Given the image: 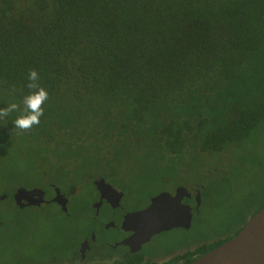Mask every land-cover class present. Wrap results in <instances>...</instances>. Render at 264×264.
Listing matches in <instances>:
<instances>
[{"label":"trees","instance_id":"trees-1","mask_svg":"<svg viewBox=\"0 0 264 264\" xmlns=\"http://www.w3.org/2000/svg\"><path fill=\"white\" fill-rule=\"evenodd\" d=\"M252 64L264 69V0H0V107L21 102L30 69L49 94L40 124L21 135L56 137L63 147L70 140L66 157L80 134L100 149L95 161L136 163L143 179L157 183L165 161L190 146L223 152L264 123V87L259 101L230 119L209 114L213 96L236 87ZM9 85L19 91L9 95ZM192 92L203 97L199 107ZM88 101L115 108L116 121L87 119L77 110ZM18 115L6 118L12 131ZM137 182L143 196L152 194Z\"/></svg>","mask_w":264,"mask_h":264},{"label":"rangeland","instance_id":"rangeland-1","mask_svg":"<svg viewBox=\"0 0 264 264\" xmlns=\"http://www.w3.org/2000/svg\"><path fill=\"white\" fill-rule=\"evenodd\" d=\"M263 87L264 69L252 64L244 77L237 81L236 87H231L228 93L223 87L219 94L213 96L216 106L210 110V116L213 119L218 115L220 119H230L240 107L259 101L258 98L263 96V92L260 96ZM225 93L226 97L220 100L219 96ZM192 97V104L199 107L202 95L192 92ZM101 105L88 101L77 111L87 119L115 120L117 110L109 108L105 111ZM165 111L164 107L163 116ZM2 121L0 129H3L6 140H0V194L9 188H19L25 191L38 189L47 195L50 194L49 185H52L53 192L57 188L60 195L70 193L73 201L71 213L79 214L88 209L86 202L94 195L91 179L101 178L121 189L127 195L123 204L124 210L128 211L142 203L143 194L139 189L138 178L149 193L164 190L174 192L175 187L180 185L189 191L194 210H197L193 214L190 229L185 231L180 228V233L192 238H200L210 232L233 231L250 211L264 202V123L254 135L223 152L201 154L192 150L193 145L190 146L185 155L171 162L165 161L168 163L163 166L160 177L167 183L164 180L157 183L156 177L143 179L136 163L130 166L112 160L95 161L97 154L101 153L100 149L85 145L79 133V147L68 151L64 157L61 151L64 147L69 148L72 141L64 142L63 147V141L59 142L56 137L50 141L47 135H32L25 139L20 132H15L14 128L13 132L5 124L7 119ZM116 125L118 131L120 127L117 122ZM52 142L58 144L60 149L57 150ZM1 223L0 264H16L19 259L30 261L33 253L39 252V247H48L49 239H64L70 235L67 232L71 229L68 219L54 207L19 209L11 199L0 201ZM181 237L177 232L168 233L156 242L159 241L162 249L168 251L169 246L181 242Z\"/></svg>","mask_w":264,"mask_h":264},{"label":"flooded vegetation","instance_id":"flooded-vegetation-1","mask_svg":"<svg viewBox=\"0 0 264 264\" xmlns=\"http://www.w3.org/2000/svg\"><path fill=\"white\" fill-rule=\"evenodd\" d=\"M99 180H102L103 185L107 186L111 191H104L102 194L101 191H97L95 184ZM90 181H92L94 195L89 202H86L88 209L83 211V213H71L73 201L70 198V193L67 192L61 194L67 200L65 211H63L60 205L52 203L51 199L54 196V187L52 185H49L48 188L50 194L45 195L41 192L43 201L39 206H24L23 208H19L54 207L56 211L62 213L68 219L71 229L67 232L70 235L65 236L64 239L57 237L49 239L47 241L48 247H39V252H34L31 256L32 260L19 259L16 264H189L214 249L210 248L212 244L218 241L223 242L239 228L238 226L233 231L227 230L222 233L210 232L202 235L200 238H192L180 233L181 227H173L168 231L150 236L142 243L139 242L140 237L138 234L136 235L133 230L128 228V221L133 217V214L142 211L149 205L150 198L158 193L168 191L172 195L173 192L171 190H164L152 193L148 197L143 196L141 205L128 211L124 210L123 204L127 195L121 189L117 188L114 184L105 182L101 178L91 179ZM179 187L182 186L178 185L175 188ZM16 189L19 188L9 189V194L5 192L0 194V196H4V200H7L9 196L12 200ZM31 190L34 189L28 191ZM187 193L189 194L188 190ZM202 193L204 195V190ZM182 201L184 204L193 206L190 224L188 228H182L186 231L192 226L193 214L197 210H194V202L190 194L189 198H183ZM249 214L245 219L248 218ZM43 219L48 221L46 217ZM0 225L2 226L3 224L1 223ZM176 232L183 237L180 238L181 242L177 245L169 246L170 250L166 251L162 249L159 241L156 242L160 238H163L165 234ZM69 236L70 238H68ZM200 252L204 253L199 255Z\"/></svg>","mask_w":264,"mask_h":264},{"label":"water","instance_id":"water-1","mask_svg":"<svg viewBox=\"0 0 264 264\" xmlns=\"http://www.w3.org/2000/svg\"><path fill=\"white\" fill-rule=\"evenodd\" d=\"M95 188L101 194L111 191L103 185L102 180L95 184ZM4 198L0 196V201ZM183 198H189L183 187L176 188L172 195L168 192L158 193L150 198L146 208L133 214L128 221V228L138 234L139 242L142 243L150 236L173 227L188 228L193 206L184 204ZM12 200L18 208L39 206L43 195L39 190L16 189ZM51 202L60 205L63 211L66 210L67 200L59 194L57 188L54 189ZM189 264H264V206L246 219L236 235Z\"/></svg>","mask_w":264,"mask_h":264},{"label":"clouds","instance_id":"clouds-1","mask_svg":"<svg viewBox=\"0 0 264 264\" xmlns=\"http://www.w3.org/2000/svg\"><path fill=\"white\" fill-rule=\"evenodd\" d=\"M24 87L27 88L28 93L23 95L20 103L12 102L5 107H0V120L6 119L12 113H20L13 121V125L21 133L30 132L34 126L40 124L41 117L44 115V105L49 100L48 91L41 85L40 76L36 70L28 71ZM8 89L9 95L19 91L15 85H9Z\"/></svg>","mask_w":264,"mask_h":264}]
</instances>
